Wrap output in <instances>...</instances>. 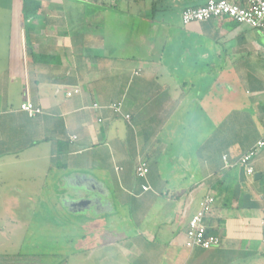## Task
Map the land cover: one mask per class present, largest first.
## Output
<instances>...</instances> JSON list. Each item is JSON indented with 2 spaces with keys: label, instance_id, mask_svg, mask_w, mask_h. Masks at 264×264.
Here are the masks:
<instances>
[{
  "label": "crops",
  "instance_id": "1",
  "mask_svg": "<svg viewBox=\"0 0 264 264\" xmlns=\"http://www.w3.org/2000/svg\"><path fill=\"white\" fill-rule=\"evenodd\" d=\"M23 1L0 0V264H52L25 241L29 218L35 240L66 226L50 217L64 193L71 214L93 201L81 208L90 224L115 202L143 227L136 241L69 229L86 241L65 264H229L233 253L230 264H264V150L253 177L238 165L264 130L263 36L229 19L184 26L208 0H31L27 21ZM27 102L42 113L22 112ZM208 195L222 245L190 250Z\"/></svg>",
  "mask_w": 264,
  "mask_h": 264
},
{
  "label": "built area",
  "instance_id": "2",
  "mask_svg": "<svg viewBox=\"0 0 264 264\" xmlns=\"http://www.w3.org/2000/svg\"><path fill=\"white\" fill-rule=\"evenodd\" d=\"M215 19L232 20L236 24L246 26L259 32L264 38V0H208L205 6L196 9H188L182 14L184 26ZM69 96H71V94H69ZM94 108L99 109V106L96 105ZM112 109L117 113H121L120 106H113ZM21 110L29 115V117H34L42 113L40 109L35 108L30 102L23 104ZM125 119L129 121L130 116H126ZM76 140V137L72 138L73 142ZM262 150H264V130L260 140L238 163L245 171L246 176H254L253 161ZM148 174L149 168L147 163L139 160L136 166V176L146 181ZM143 191L151 192L152 188L149 185H144ZM214 204V197L211 195L206 196L201 210L189 222L185 237L186 248L190 250L200 249L209 251L221 247V238L211 234L206 224L207 219L210 218L213 213Z\"/></svg>",
  "mask_w": 264,
  "mask_h": 264
},
{
  "label": "rangeland",
  "instance_id": "3",
  "mask_svg": "<svg viewBox=\"0 0 264 264\" xmlns=\"http://www.w3.org/2000/svg\"><path fill=\"white\" fill-rule=\"evenodd\" d=\"M1 1H5L6 0H1ZM9 1V0H7ZM263 133V131H262ZM75 193H78L77 191H74ZM64 194L57 196L56 197V201L51 202V214L50 217L52 218L51 221H58L61 222L62 224H66V226L60 227L58 224L57 226H49L43 229H49V232L51 234V238H47L45 236L40 237V239L35 240L33 239L34 237V230L33 229H40L41 226H38L34 223L32 224L31 222L34 220L33 218H29V225H28V229H30L29 234L27 235L26 238V243H25V254H27V256L29 255L30 257H32V255H37L36 252H38V250H34L32 247V243L33 240L34 241H38L40 243V249H39V255L41 257V259L45 262H50L53 264H65V261L68 260L70 258V250H81L80 248L83 246V243L86 240H81V239H74L73 241L70 242V240L67 238L65 239V233H68L69 229H71L72 235L74 236V238L77 237H81L82 238V229H85L86 227H88L89 225L92 226V228L89 229H94V233H96L97 235L101 234H108V233H115L117 234L118 232L125 238H127V240H133L136 241L138 240L137 236L135 235L136 232H139L140 229H138V227L136 226L135 222L130 218V208L129 207H122L121 205H119V203H115V202H104L105 207L110 208L109 206L112 207V211L110 213H108L107 215L105 214V216H101L102 220L100 221H104L102 224V226H100L99 224H97L96 221H92V222H96V224L94 223V225H92L93 223L91 222L90 224V220H88L90 217H85L82 215H85V213H81L83 212L81 210V208L79 207V212L78 211H73V213L71 214L70 211L68 210V208H66L67 203L63 202L64 199H68L70 197H65ZM72 197V196H71ZM77 196H73V200L76 199ZM90 197V196H89ZM94 197V196H93ZM103 199V197H102ZM92 201V200H91ZM105 201V200H104ZM78 203V201H77ZM77 208V207H76ZM36 211V210H35ZM114 211V214L112 213ZM99 212V211H98ZM36 213V212H35ZM92 213H96V210H92ZM100 213V212H99ZM82 214V215H81ZM37 216H40L38 213H36ZM93 215V214H92ZM84 221L85 225H84ZM71 223V224H70ZM53 229H55L53 231ZM164 236L162 235V238ZM121 242H123V240L121 239ZM244 246V245H243ZM186 253V258L189 255V251L187 249L183 250ZM53 254L55 256H53ZM234 257H231L229 259H226L227 262H239L241 261L242 257L240 256V254H236L233 253ZM225 258V257H224ZM207 260H205L204 262L207 264L212 263V261L210 260V257H206ZM225 260V259H223ZM213 264H219V260L218 261H213Z\"/></svg>",
  "mask_w": 264,
  "mask_h": 264
},
{
  "label": "trees",
  "instance_id": "4",
  "mask_svg": "<svg viewBox=\"0 0 264 264\" xmlns=\"http://www.w3.org/2000/svg\"><path fill=\"white\" fill-rule=\"evenodd\" d=\"M23 3H24L23 14H24L25 20L27 21L31 17V14L33 13L34 10L32 8H30L31 3H32L31 0H24ZM211 234H213V233H211Z\"/></svg>",
  "mask_w": 264,
  "mask_h": 264
},
{
  "label": "water",
  "instance_id": "5",
  "mask_svg": "<svg viewBox=\"0 0 264 264\" xmlns=\"http://www.w3.org/2000/svg\"><path fill=\"white\" fill-rule=\"evenodd\" d=\"M256 178V177H255ZM93 203V201H89V200H83V201H79L78 203H75L73 206L77 207V208H85L88 205H91Z\"/></svg>",
  "mask_w": 264,
  "mask_h": 264
}]
</instances>
